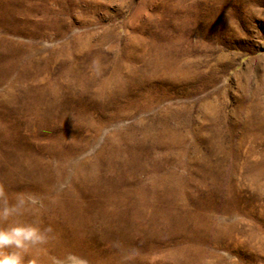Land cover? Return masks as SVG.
Segmentation results:
<instances>
[{
  "label": "rangeland",
  "instance_id": "374dc122",
  "mask_svg": "<svg viewBox=\"0 0 264 264\" xmlns=\"http://www.w3.org/2000/svg\"><path fill=\"white\" fill-rule=\"evenodd\" d=\"M179 27L187 31L173 54H187L200 70L185 84L170 86L159 75L149 77L143 61H123L127 39L133 46L139 39L147 44ZM206 27H214L210 36ZM219 53L229 60L225 57L212 75L208 65ZM140 67L146 76L133 74ZM98 68L101 74H95ZM116 69L122 80L129 79V92L112 98L101 86ZM135 82L155 91L139 93ZM252 92L264 100V0H0V172L6 165L34 170L14 155L19 150L42 157L55 174L54 153L76 145L78 152L58 161L61 177L53 196L72 187L80 174L124 189L122 264H264V171L253 167L254 160L264 159L259 143L264 121L254 126L262 139L241 141L240 130L249 134L255 128L245 125L244 112L235 108ZM206 100L218 104L212 119L205 116ZM82 117L89 126L79 127ZM160 131L173 141L155 140ZM210 138L225 151L209 147ZM200 159H222L228 169L221 196L207 194L205 167L189 168ZM174 174L181 178L167 180L153 195L156 180ZM180 186L189 191L185 204L171 193ZM136 187L147 197L145 204H154L162 215L149 233L132 235L137 223L131 211L138 206L130 195ZM150 220L144 216L138 224ZM112 235L114 248L118 236ZM183 239L181 247L190 248L181 255L174 247ZM22 258L23 264H37Z\"/></svg>",
  "mask_w": 264,
  "mask_h": 264
},
{
  "label": "bare ground",
  "instance_id": "6f19581e",
  "mask_svg": "<svg viewBox=\"0 0 264 264\" xmlns=\"http://www.w3.org/2000/svg\"><path fill=\"white\" fill-rule=\"evenodd\" d=\"M43 10H45V8ZM170 29L171 33L168 29L162 31L157 37L158 41L156 42L153 41L157 40V38L155 40L152 39L153 41L147 44L139 39L137 41L135 40L137 45L133 46L127 39L125 45L126 55L123 61H129L131 63L143 61L147 69L151 71L149 77L151 75H159L161 77L160 81H164L165 83L170 84V86L171 84L182 85L185 84L187 80L192 79V76L199 73L200 70H198V65L192 66L193 62L191 60L195 59L187 57V54L182 57L176 55L174 56L173 54V51L177 49L180 41L183 40V35H185V32L187 31L186 28L179 27L178 31L175 30L176 28ZM212 30H214V27H206L205 35L210 36ZM225 57L227 59L229 58L226 54L219 53L215 58V62L208 65L212 75H214L216 70L220 69L222 66L220 63H224L222 60L225 59ZM228 60L225 61L227 64L230 62ZM122 63L123 62L120 64ZM95 72V74H101L102 70L98 68L95 70ZM113 72L115 71L113 70ZM122 73L120 70L116 69L114 78L107 80L102 86L97 85L98 83L94 85L95 87H93V90L95 91V94L100 96V92H98L99 90H97L96 93L95 88L99 89L101 86V88L104 87L103 92H105L108 97L110 95L112 98H117L120 95H127V92H129L127 91V83L130 81L129 79L122 80ZM134 73L138 76H146L148 71H145L143 67H140L139 69L133 70V74ZM108 78L110 79V77ZM207 78L211 80V78ZM140 82L141 81H139V83ZM135 83L136 90L139 93H142L143 89L150 92L153 91L151 85L150 87H147L146 84V86H144L138 82ZM85 86L86 88H89L87 84ZM259 94L261 93H250L248 96H245L241 100L237 101L235 107L238 111L244 112L246 117L245 125L249 123V125H252L253 128H255V125H258L260 122L264 121V100L261 99L262 97ZM217 107L218 104H215L213 100H206L205 116H208L210 119L214 118L212 112L216 111ZM255 111L258 114H254ZM81 119L82 122L79 127H86L88 123L83 119V117ZM103 120L105 121L106 119ZM258 131L260 130L255 128V132L245 134L244 131L242 132V130H240L239 140L245 136H249L258 141L262 139V134H260ZM232 135H234V133H232ZM156 137H158V139L155 138L157 141L163 140L165 138L173 141L171 136L166 137L161 133V131L160 133H157ZM211 138L210 140L208 139L209 147H215L217 149L216 152L218 153L224 152L225 149L221 145L220 141L215 142L212 141ZM259 143L264 144V141H259ZM75 146L70 147L68 152H65L64 149H58L59 152L57 151V154L54 153L56 157L55 160H57L55 174H53L51 171V165L45 162L42 157L36 156L37 154L20 152L19 150L16 152V154H14L15 156L22 155L26 159L25 164L31 165V168L32 166L35 168L33 171L29 170L27 172H20L17 171L19 166H11V168H9L7 165L5 166L6 170L4 172H0V204H3L4 202L11 204L17 197H21L24 200L25 197H31L37 199L38 203L28 204L25 200V207L21 210V214L18 216L9 217L7 220L3 221V223H0V227L11 226L13 224H34L42 231L46 228L50 229V231L45 233L46 240L43 244L29 246L26 251L21 252V255L32 257L34 263L37 264H52L53 258L62 259L68 253H72L81 260L86 261V264H122L127 253V242L123 240V237L125 233H127V220L125 219L127 217L126 214L128 210H125L126 208L124 207V203L128 197L124 189L113 190L109 183H106V179H104L101 183L100 180L94 176L80 174L79 176L75 175L72 187L58 194H54L53 196V189L56 188L54 185L56 182V185L59 184L61 177L59 173L60 163L58 161H61V157L63 155H73L75 151L78 150ZM221 160L212 162L203 159L193 160L191 162L192 166H189V168H194V170H202V168L205 167V189L207 190V194L211 197L221 196L219 187L225 184V182L222 181L227 175H229L228 169L223 168V162ZM210 166L213 167L212 170H214L216 167L218 168L216 170V175L212 170H210ZM253 167L264 171V159L254 160ZM195 175L196 174L187 177V180H185L186 185H190L192 183L191 180L195 177ZM173 177H176L177 179L181 178L180 176H176V174L170 177L160 176L156 180V187L154 189L153 195L158 189L165 187L164 183L168 182L167 180H170ZM86 182H90V186L86 185ZM216 188L218 189L214 190ZM188 192L189 191L185 188V186L172 188L171 190L173 197H176V200H183L184 204L188 200ZM130 198L136 201V205L138 206L131 211V216L133 219L135 218V222L137 223L130 228V230H132V235L149 233L154 229V226L152 225L158 222L161 213L158 211V209H156L154 204H151V206L149 204H145V199H147V197L139 187L134 188ZM148 213L150 215H147ZM144 216H148L149 220L151 219L149 221H152L151 224H149V222V225L147 224V226L144 224H138L141 222V219H143ZM114 233H116L118 236V240L114 244L113 248V243L110 242V238ZM152 233L153 234L148 235H155L154 231ZM184 233L185 230L180 234V236H183ZM172 236L176 241L177 236L174 234ZM186 241V239H183L180 242H177L178 244L176 243L174 247L177 250L175 252H178L181 255L188 253L183 252L189 251L188 249L190 246L185 244L181 247V245ZM102 244L110 246L108 252H104ZM6 250L9 249H5V251Z\"/></svg>",
  "mask_w": 264,
  "mask_h": 264
},
{
  "label": "clouds",
  "instance_id": "9594fccd",
  "mask_svg": "<svg viewBox=\"0 0 264 264\" xmlns=\"http://www.w3.org/2000/svg\"><path fill=\"white\" fill-rule=\"evenodd\" d=\"M25 207V200L17 197L11 204L4 202L0 204V223L11 216H18ZM34 224H13L11 226L0 227V264H23L22 251H26L29 246L43 244L46 240L45 233ZM5 249H10L5 251ZM33 264V262H29ZM52 264H84V261L72 253L66 254L62 259L53 258Z\"/></svg>",
  "mask_w": 264,
  "mask_h": 264
}]
</instances>
